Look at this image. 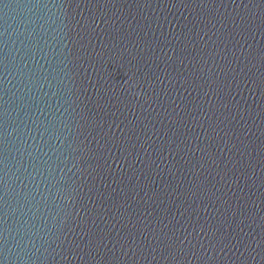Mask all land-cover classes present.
Segmentation results:
<instances>
[{
	"label": "water",
	"instance_id": "95a60500",
	"mask_svg": "<svg viewBox=\"0 0 264 264\" xmlns=\"http://www.w3.org/2000/svg\"><path fill=\"white\" fill-rule=\"evenodd\" d=\"M0 264H264V0H0Z\"/></svg>",
	"mask_w": 264,
	"mask_h": 264
}]
</instances>
